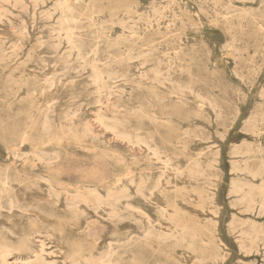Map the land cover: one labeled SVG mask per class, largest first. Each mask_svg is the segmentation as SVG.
<instances>
[{"label": "rangeland", "instance_id": "rangeland-1", "mask_svg": "<svg viewBox=\"0 0 264 264\" xmlns=\"http://www.w3.org/2000/svg\"><path fill=\"white\" fill-rule=\"evenodd\" d=\"M22 1L0 0V175L10 174L14 188L7 193L28 211L16 208L14 214L6 210L0 214V242L18 248L22 235L32 225L38 226L40 220L35 219L43 216L48 227L41 231L49 232L47 248L56 251L58 264H71L69 255L77 245L85 255L110 251L120 264H264V212L259 207L249 210L241 194L231 191L233 182L245 183L259 199L264 186V0H69V15L77 23L72 19L67 24L76 27L81 54L59 32L62 15L57 0ZM97 42L99 51L88 52ZM95 58L102 59L97 63L103 66L128 71L113 98L121 106L120 120L129 127L138 123L151 127L139 110L151 106L163 123L162 144L168 145L172 161L182 166V176L170 170L171 185L166 183V191L144 207L156 219L157 203L163 207L176 201L188 218L212 229L215 247L208 228L198 229L206 242L200 246L195 239L197 255L176 239L147 247L129 244V234H142L138 225L145 228L147 222L144 217L135 220L122 202L103 206L97 213L85 203L80 204L85 210L80 214L67 209L66 187L75 194L79 187L98 186L105 199L108 185L113 187L121 172L130 168L138 175L148 172L155 181L161 174L159 165H150L145 155L131 151L126 141L113 139L110 131L82 137L84 124L94 119L100 106L92 82ZM124 59L126 66L120 62ZM157 71L172 81L191 78L196 89L210 93L216 110L223 114L218 116L208 104L198 105L192 95L183 106L170 101L159 108L156 92L150 88ZM46 77H54L56 84L41 91L37 83ZM166 84L160 86L162 90L177 83ZM47 100L52 125L48 133L41 128L40 110ZM175 122L188 131L183 137L171 132ZM23 131L27 132L24 138ZM12 143L20 157L11 153ZM35 150L56 156L50 167L55 190L61 193L58 200L40 179L50 167L34 156ZM135 155L139 164H133ZM190 157L204 163L211 178L206 186L184 169ZM91 169L99 175H83ZM175 185L179 190H173ZM135 190L136 184H129V191ZM173 225L170 219L158 223L165 229ZM20 253L14 251L11 261Z\"/></svg>", "mask_w": 264, "mask_h": 264}, {"label": "bare ground", "instance_id": "bare-ground-1", "mask_svg": "<svg viewBox=\"0 0 264 264\" xmlns=\"http://www.w3.org/2000/svg\"><path fill=\"white\" fill-rule=\"evenodd\" d=\"M36 4L37 5L39 4L38 1ZM57 5H58L57 9L60 10V13L62 15V18H60L62 24H61L59 32L60 33L63 32L65 34V37L67 38V41L70 44L71 49H76L80 54L83 53V45L77 39V36H76L77 35L75 31L76 27L70 24H67L70 22V20L72 21V19L76 20V23H77V19L69 15V12L72 10L69 0H57ZM48 16L46 15V17ZM259 29H260L259 31L263 32L262 27H259ZM98 51L99 49H98V42H97L95 46L88 52L97 53ZM100 60L102 59L95 58L91 63V66L94 69V72L92 73V82L96 84V88H95V92L97 96L96 98L100 106L96 111V116L94 117V119L87 120L86 123L84 124V128L82 130V137L92 136L95 138V137H98L101 132L110 131L113 139H116L117 141H126L130 145L131 151L139 152V154H141L142 156L145 155L146 160L150 163V165L154 163L159 165L161 167L160 168L161 174L155 181L153 175L149 174L148 172L140 173V175H138L136 174L135 170L130 168L126 172H121L119 173V175L115 177V183L113 182L114 180L112 181L113 187L110 184L108 185V183L110 182V179L109 177H106L104 180L105 182L107 181L106 184L108 185V189H107V194H106L107 196L105 197V199L103 197V194L99 191L98 186L95 188L91 186L79 187V189L76 190L75 194H72L70 189L66 187L65 188V201H66L67 209L71 213L80 214L82 213V211H85L84 209H82L80 204L85 203L86 205L91 207V209L94 212L97 213L99 209L102 208L103 206L115 207L116 203L122 202L125 204L124 209L129 211L130 215L133 216L135 220H138L144 217L147 222V227L145 226V228H143V226L138 225V228L143 230L142 234L134 235V232H131L129 234V237H128L129 244H131L133 241V244L135 242L136 246L142 244L145 247H147L148 245H150L151 242H154V243L157 242L159 245L161 241L176 239L177 242L181 244L185 243L190 248V250L191 249L194 250L193 253H196L195 248H193L195 244L194 242L195 239H198L200 241V246L205 245L203 243L206 242V240H203L201 238L202 235L198 233V229L201 230V229L208 228V227L197 224V221H196L197 219L195 220L193 217L191 218L189 216L188 218L185 215L186 210L180 207L176 201L175 202L173 201V203L169 205H163V207L157 203L155 206L156 208L155 212L158 214V217L156 219H153V217L151 216V212L149 213V208L144 207V205L148 204L151 200H157L158 195L166 191L165 190L166 183L169 182L168 184L171 185L170 180H169L170 179L169 173H168L170 170H173L175 171V173H179V174L182 172L181 171L182 166L179 164V162L177 160L172 161L169 150L167 149L169 148L168 145L162 144L161 132L163 129V125H162L163 123L159 119L160 117L158 116V112L155 109H153L151 106L147 108L139 109L142 117H145L146 119H148V121L152 124L151 126L152 128L150 126H147V128H145L143 123L131 125L130 127L126 126V122L124 123L122 120H120V117H119V109L121 106L118 103H114L113 98L120 90V86L118 84L120 82V78H126L128 76V71L127 70L126 72L116 71L112 68L110 64L103 66L104 64L97 63ZM126 60L127 59H124V60H121L120 62L126 66L127 65ZM142 76H144V74H142ZM166 81H169L171 83H177V84H173L171 88L168 87V91H165V90H162L160 86L167 87ZM37 84H38L39 90L47 91L51 89V87H53L56 83H55L54 77L53 78L46 77L44 81L43 80L39 81ZM150 88L156 92V97L160 101V104L158 105V107L161 109L165 107L164 106L165 102H170V101L172 103L173 101H179L177 105L183 106L189 100L190 95H192L194 96V100L196 101V103L197 104L199 103L198 105L208 104L209 106H211L212 108L216 110L215 106L213 105V100L211 99L210 93L209 92L202 93L200 89H196L194 85V81L191 78H189L187 81H172V79L166 76H160L159 71H157L155 77L151 78ZM47 104L48 105L40 109L41 111H43L42 116L44 117L41 128L46 133H48V131L50 130L52 126L47 116L48 111L50 110V105H51L50 100H47ZM177 105H170V106L179 107ZM108 112H110L111 114H109ZM176 113L177 115H180L179 110L176 111ZM217 114L219 116L223 114V111L219 110L217 111ZM170 130L171 132H175L178 138L183 137V135H185L188 132L187 130H184L182 127H180L179 123H176V122L174 125L170 127ZM26 133H27L26 131H23L20 135H22V137L24 138ZM15 144L16 143H12L10 145L11 153L15 157H20L21 154L19 153L18 149L15 147ZM237 149L238 147H235L234 153L238 151ZM180 152L182 153V151ZM33 154L40 162L48 165V167H50L52 161L56 157L55 155L53 156L48 153H40L39 151H36V150L33 151ZM188 155H190V153ZM191 156H194V155L192 154ZM214 158L216 157L214 156ZM134 160L135 161L133 162V164H137V163L139 164L140 162L139 156L135 155ZM215 161L216 160H214V163ZM217 162L215 164H217ZM98 163H100V160H98ZM212 163H210L209 165L210 169L214 168L212 166ZM119 164L121 165V162ZM186 166L187 167L186 168L184 167V169L187 170L189 177L191 179H194L196 182L203 180L204 186H206L205 184L211 178H208L209 177L208 171H204L206 169V167L204 166V163L198 157H190L188 159V165L186 164ZM124 169L126 168L124 167ZM184 169H183V173H184ZM47 172H48V175L40 176V179H43L44 181L47 182L48 187H49L48 193L50 195L54 194L58 200L61 193L56 192L55 190V186H54L55 176L52 172L51 167L47 169ZM95 173L96 172L94 171V169H91V170L85 171V174L83 175H85L88 178L99 175V173L98 174H95ZM180 176H182V173L180 174ZM164 178L166 179L164 180ZM124 179L126 180V182L125 183L123 182L122 185L118 188L119 183H121ZM129 184H136L135 193H131L129 191ZM175 187L177 186L175 185ZM12 188L14 187L11 184L10 174L6 173L4 175H0V214L4 210H6L9 213L12 212V214H14V211H15L14 209L16 208L21 209L22 211H28L27 208H23L21 205H19V202L17 201L14 195L12 194L8 195L7 192H9ZM248 188H249L248 185H246L245 183L240 184L237 182H233L231 191L232 193L241 194V197H240L242 200L241 202H246L249 210H253L256 207H259V209L264 212V186H262V188L259 191L260 193L259 199H255L253 190L251 188L249 189ZM177 189L179 190V187L173 190H177ZM182 189L183 187L180 188L181 192L178 191V193H182ZM170 192L172 191L170 190ZM175 192L177 193V191ZM5 195L8 196V199L6 201L3 199ZM183 196L185 197L186 195H183ZM169 206L173 208L172 211L170 210L171 208L169 209ZM42 208L47 209L46 211H50V212L54 211L53 208L49 209V208H45V206ZM112 212L116 213V209L113 210ZM189 215H190V212H189ZM39 217L40 218L35 219L36 220L35 222H38L37 219L40 220L39 225L38 226L32 225L31 227L32 230L29 233L22 235V237L19 240L18 248L16 249L13 248L11 246V243L7 242L6 240H4L3 242H0V264H58V258L55 257L54 255L56 254V251H53L47 248L49 244L46 243V239L48 238L47 235L49 234V232L47 231L45 235L44 232L41 231V230L46 231L48 227L47 218L43 216H39ZM162 219H167V220L170 219L171 222L173 221V223L175 224V226L173 225V229H169V228L165 229L161 226H158V223H161ZM208 229H209L208 230L209 233L213 236L212 234L213 232L211 231L212 229L210 228ZM36 232H38V234H36ZM12 234L16 235L14 231H12ZM212 236H211V240L212 242H214V245L212 246L215 247V245H217L215 243L216 238L213 236L214 238L213 239ZM175 246H177V244ZM16 250H20L22 253H20V255L17 256L14 261H11L10 255L14 251L16 252ZM187 250L189 249L187 248ZM82 252L83 251L78 249V245L72 249V254L69 255V259L72 260L71 264H120L110 251L102 255H98V256L93 255V254L85 255ZM194 255H197V253Z\"/></svg>", "mask_w": 264, "mask_h": 264}]
</instances>
